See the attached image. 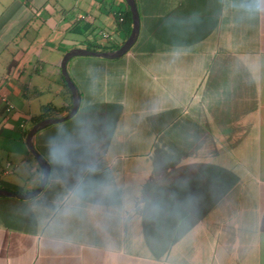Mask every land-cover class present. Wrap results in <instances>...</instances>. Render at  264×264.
<instances>
[{"label": "crops", "instance_id": "0c3cea01", "mask_svg": "<svg viewBox=\"0 0 264 264\" xmlns=\"http://www.w3.org/2000/svg\"><path fill=\"white\" fill-rule=\"evenodd\" d=\"M135 4L127 54L67 63L79 107L35 135L44 189L0 197V264H264V5ZM123 5L0 0V190L40 185L27 130L70 111L68 51L127 39Z\"/></svg>", "mask_w": 264, "mask_h": 264}, {"label": "water", "instance_id": "95a60500", "mask_svg": "<svg viewBox=\"0 0 264 264\" xmlns=\"http://www.w3.org/2000/svg\"><path fill=\"white\" fill-rule=\"evenodd\" d=\"M129 12H130V17H131V30L130 34L127 37V39L123 42V44L116 50L113 51H91V50H84V49H73L68 51L62 58L59 68H60V73L61 76L66 84L67 89L70 92L71 95V109L68 112L67 115H65L62 118H47L43 119L36 124H34L28 131L27 136H26V146L32 155V157L35 159L37 164L39 165L41 171H42V176H41V183L40 185L32 192L29 194L21 195L17 193H13L10 191L6 190H0V197H15L20 200H27L31 199L35 196H37L45 187L49 175V166L45 162V160L37 153V151L34 148V138L35 135L43 130L44 128L55 125L58 123H63L69 119H71L77 112L78 107H79V93L75 85L73 84L72 80L69 77V74L67 73L66 66L67 63L76 57H94V58H102L106 60H114L118 59L125 54L129 52L131 47L135 44L138 33H139V15L137 11V7L135 4V0H124Z\"/></svg>", "mask_w": 264, "mask_h": 264}, {"label": "built area", "instance_id": "2783aa9c", "mask_svg": "<svg viewBox=\"0 0 264 264\" xmlns=\"http://www.w3.org/2000/svg\"><path fill=\"white\" fill-rule=\"evenodd\" d=\"M117 17H118V21L119 22H123L124 19L121 17L120 14H117ZM103 38H107L108 36L104 33L101 34ZM0 108L2 110V117H6V116H9L11 115L14 110H15V107L14 105L8 100V98L3 94L2 90L0 89ZM19 128L24 130L25 128V125L24 123H21L19 125ZM12 171L10 169V164H6L5 166V169L3 170L2 174L3 175H8L10 174Z\"/></svg>", "mask_w": 264, "mask_h": 264}, {"label": "trees", "instance_id": "16d2710c", "mask_svg": "<svg viewBox=\"0 0 264 264\" xmlns=\"http://www.w3.org/2000/svg\"><path fill=\"white\" fill-rule=\"evenodd\" d=\"M123 16L126 18V21L129 23V25H131V17H130V12H129V9H128V7H127V12L126 13H124L123 14ZM130 33V32H129ZM129 35V34H128ZM127 35V36H128ZM49 116V114H48V112L46 111V110H44V112L34 121V122H32V124H31V127L34 125V124H36L37 122H39L40 120H43L45 117H48ZM30 129V128H29ZM28 129V130H29ZM28 130H27V132H28Z\"/></svg>", "mask_w": 264, "mask_h": 264}, {"label": "rangeland", "instance_id": "374dc122", "mask_svg": "<svg viewBox=\"0 0 264 264\" xmlns=\"http://www.w3.org/2000/svg\"><path fill=\"white\" fill-rule=\"evenodd\" d=\"M124 7H123V9H122V11L124 12V13H126L127 12V7H126V5H123ZM62 117H64V116H62ZM61 117V118H62ZM37 135V140H39L40 139V135H38V133L36 134ZM36 147H37V150L38 151H41V148H40V146H39V144H38V142H37V144H36Z\"/></svg>", "mask_w": 264, "mask_h": 264}, {"label": "clouds", "instance_id": "9594fccd", "mask_svg": "<svg viewBox=\"0 0 264 264\" xmlns=\"http://www.w3.org/2000/svg\"><path fill=\"white\" fill-rule=\"evenodd\" d=\"M258 5H264V0H257ZM259 10V7H258Z\"/></svg>", "mask_w": 264, "mask_h": 264}]
</instances>
